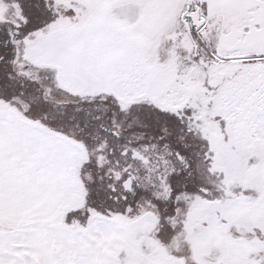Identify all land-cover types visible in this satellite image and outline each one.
Segmentation results:
<instances>
[{"label":"snow or ice","instance_id":"6c2138e0","mask_svg":"<svg viewBox=\"0 0 264 264\" xmlns=\"http://www.w3.org/2000/svg\"><path fill=\"white\" fill-rule=\"evenodd\" d=\"M0 264H264V0H0Z\"/></svg>","mask_w":264,"mask_h":264}]
</instances>
